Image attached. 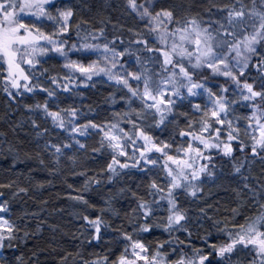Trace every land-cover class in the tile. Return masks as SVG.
<instances>
[{"label":"snow or ice","instance_id":"obj_1","mask_svg":"<svg viewBox=\"0 0 264 264\" xmlns=\"http://www.w3.org/2000/svg\"><path fill=\"white\" fill-rule=\"evenodd\" d=\"M88 7L0 0V91L25 110L11 131L26 122L37 138L23 156L53 175L67 168L83 178L67 193L80 206L81 245L105 237L122 245L77 247L60 264H264V0H125L138 26L119 35L102 9L81 13ZM94 77L113 87L109 117L60 106L58 93L83 95L79 85L95 87ZM0 136V154L16 166L20 147ZM89 154L103 160L91 174L81 163ZM225 169L237 187L222 213L204 185ZM28 192L17 180L0 183V264H44L39 247L25 252L42 222L33 231L11 215L10 198ZM110 217L121 223L113 227Z\"/></svg>","mask_w":264,"mask_h":264},{"label":"rangeland","instance_id":"obj_2","mask_svg":"<svg viewBox=\"0 0 264 264\" xmlns=\"http://www.w3.org/2000/svg\"><path fill=\"white\" fill-rule=\"evenodd\" d=\"M122 8L123 10L125 9V0L124 2H122V5H120V9ZM118 22H119L118 23L119 25L121 24L124 25L123 31H126L128 27L138 26L137 21L131 15L128 14L126 9H125V13L119 17ZM61 63L62 62L58 63L56 61H52L51 65H55V69H54L55 71H60ZM51 65L50 64L44 65V67L50 68L49 74H51V71H52ZM93 83L95 84V87H93L91 84L79 85V92H82L83 95H76L74 93H58V95H60V101H58V103H60L61 107H64L67 105H74L80 108L88 118H96L99 120L101 118L109 117L112 112V106L106 103L105 98L107 97L109 92L113 91V87L110 84L105 83L103 82V80H99L96 77L93 78ZM34 99H42V97H35ZM26 102H32V101L29 100ZM0 108H1L0 109V132H7L8 138L12 140L13 143L17 144L21 150L22 148L19 145L18 141L22 140L26 142L27 144L26 147L28 148L27 151L33 152L36 148L37 138L35 137L34 132H32L31 125L24 122L23 126L17 127L15 132L11 131V128H10V125L23 121L25 110L22 108V106L20 108H17L15 103H12L10 107L9 100L2 91H0ZM89 108L93 109L94 111H89ZM13 109H16V110L13 111ZM9 117L14 118V121L12 122L11 119H9ZM80 122L82 123L83 120H81ZM3 139L4 138L0 136V140H3ZM97 139L98 137H96L95 139H90L88 141L89 145L90 146L94 145L95 140ZM6 163L9 164V168L12 171L18 168H25L27 171H29V169L31 168L33 171L31 173L28 172L26 174L28 176L32 174L40 173V174H44L48 176V178L51 179L52 177H59L64 172H67L71 176L70 177L71 181L74 184L73 189H69L67 185V189L65 191L66 195H64L62 199L65 202V207H66L62 216H65V217L67 216V218L70 219V221L75 225V230H72L70 233L69 232L63 233L61 231L62 229L61 225L60 227L56 225V222L59 225L58 220L57 221L53 220L52 217L49 215V213L45 211L44 208H46L47 203L41 204L43 208L41 211L36 212V210H32L31 205L33 204L32 202H34V199H31L29 192L27 194L20 193L18 194L17 197L10 198V204L12 208L11 215L14 219L17 217L20 218L22 222L21 226H23V224H28L32 228V230L35 231L36 224L42 222V230L37 234L38 238H35V239L37 240L41 239L42 237L45 236L46 233L52 236L53 243L54 242L58 243L60 240L64 239L67 241L68 244L71 245V248H73V251H71V253L73 254L75 253L76 248L81 247V246L85 249L86 253L103 252V249L106 247L113 248V250H115L117 247L122 248V245H116L114 241L110 242L107 237H105L104 240L99 242L98 246L88 247L87 242L81 245V241L84 240V236L80 235V231H83L82 229H80V224L82 223V221H78L73 215L74 212L79 210L80 206L78 202L69 199L67 196V193L74 192V189L79 187L83 183L82 177L73 176L67 168H64L61 173H57L53 175L49 173L45 168H43V166L39 165V161L38 159L35 158V156H31L30 158L26 159L21 154V162H19L16 166H13L11 156H7L6 153L0 154V165H4ZM81 163L83 167H86L89 169V172L91 174L92 171L98 170V168L103 164V160L100 159L99 157L93 156L92 154H89L87 157H85L84 155H81ZM0 170L3 171L2 168H0ZM80 170H81L80 168L76 169L77 172H79ZM213 186H215V184H212V183H208L204 185L205 200L207 201V203H208V200L214 195L211 191ZM42 189L43 190L48 189V191H52L54 187L53 185L46 184L39 191H41ZM14 190L15 189L13 188L11 191H14ZM4 191L9 192V196H10L9 190H4ZM39 191L36 189V191L34 190L33 193L40 194L41 192L39 193ZM101 191H103V189H101ZM94 198L98 199V197H94ZM190 199L191 198H189V200ZM197 203L199 204V206H203V202H197ZM189 206L193 207V211H195V207L191 203ZM117 207H119V205H117ZM35 208L37 207L35 206ZM25 213H27V215H23ZM110 220L112 221L113 227H116L121 223V221L117 220L115 217H110ZM107 231L111 233L112 230L111 228H109ZM161 232H162V229H156L153 235L160 237ZM193 233L197 234L195 227H193ZM202 234L203 233L200 232V235ZM160 238H166V234ZM94 245H95V242H94ZM30 251L31 250H28V248L25 249L26 254H30ZM68 264H72V261L70 260Z\"/></svg>","mask_w":264,"mask_h":264},{"label":"trees","instance_id":"obj_3","mask_svg":"<svg viewBox=\"0 0 264 264\" xmlns=\"http://www.w3.org/2000/svg\"><path fill=\"white\" fill-rule=\"evenodd\" d=\"M86 3H88V8H82L81 13L85 16L88 15H94L96 11H100L102 9L103 15L108 16L114 21L113 23L116 25V29L118 32L123 31L121 30L120 25L118 24L119 17L125 13V9H120V5H122L121 2H124V0H85ZM75 3L79 4L81 3V0H76ZM93 5H95V8H93ZM91 9V11H90ZM113 27L112 24L108 25V28L111 30ZM126 32V31H125ZM119 35V34H117ZM127 35L125 36V39H127ZM1 109V108H0ZM11 121H14V118H11ZM19 145L21 146V154L23 156V153L29 152L27 151L28 148L26 147V142L20 140L18 141ZM31 152V151H30ZM29 152V153H30ZM262 165L257 162V164L254 167V173L256 175L260 174V169ZM0 168H2L3 171L0 170V183H7L9 180H17L19 185L21 187H29V194L31 196V199H34L33 204L31 205L32 210L41 211L42 205L44 203H47L45 211L49 213V215L52 217L53 220L57 221L59 225L56 222V225L60 227L61 225V231L64 232H71L72 230H75V225L70 221V219L67 218V216H62L65 207V202L62 200L63 196L66 195L65 191L67 189V185L73 184L71 181V176L64 172L59 177H52L51 179L48 178V176L40 173L32 174L31 176L34 177L33 181H29L26 175L29 171H27L25 168H18L14 171L10 170L9 164L0 165ZM5 172V173H4ZM23 173V175H20ZM16 175V176H15ZM19 175V177H18ZM35 180H47L51 181V183H45L49 185H53L54 189L52 191L41 190V188H36L40 194H35L33 191L35 189L34 185ZM30 183V184H28ZM237 187V184L235 182V179L232 174H230L228 169H225L224 173L221 175L220 179H218L215 182V186L212 188V193L214 194L213 197H211L208 200V204L212 205L213 208H219L220 211L223 213L226 208H229L231 206H234L232 203L235 199V192L233 191L234 188ZM35 206L37 208H35ZM207 227V225H205ZM200 232L203 233V230H200ZM197 234L193 233V236L195 237ZM50 234L46 233L44 237L41 239H30L28 241V250H35V247H39L40 251V259L44 262V264H60V256L63 255L65 252H71L73 251V248H71V245L67 243L66 240L62 239L58 243H53L52 236Z\"/></svg>","mask_w":264,"mask_h":264},{"label":"flooded vegetation","instance_id":"obj_4","mask_svg":"<svg viewBox=\"0 0 264 264\" xmlns=\"http://www.w3.org/2000/svg\"><path fill=\"white\" fill-rule=\"evenodd\" d=\"M74 1H76V0H74ZM122 3V2H121ZM120 32H117V34H119Z\"/></svg>","mask_w":264,"mask_h":264}]
</instances>
